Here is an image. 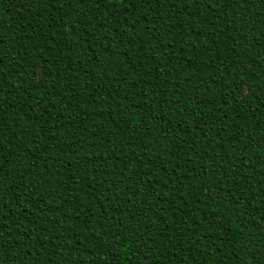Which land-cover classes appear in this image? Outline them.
Masks as SVG:
<instances>
[{
    "label": "trees",
    "instance_id": "16d2710c",
    "mask_svg": "<svg viewBox=\"0 0 264 264\" xmlns=\"http://www.w3.org/2000/svg\"><path fill=\"white\" fill-rule=\"evenodd\" d=\"M0 264H264V0H0Z\"/></svg>",
    "mask_w": 264,
    "mask_h": 264
}]
</instances>
